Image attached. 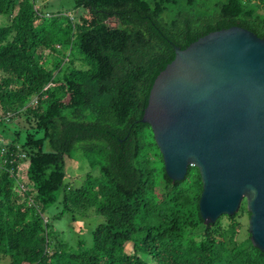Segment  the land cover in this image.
<instances>
[{"label":"trees","instance_id":"trees-1","mask_svg":"<svg viewBox=\"0 0 264 264\" xmlns=\"http://www.w3.org/2000/svg\"><path fill=\"white\" fill-rule=\"evenodd\" d=\"M75 1L85 11L77 21L49 20L35 0H0L9 19L0 24V122L18 115L24 130L0 142L26 154L0 167V255L9 264H264L250 232L241 237L240 212L205 224L200 170L170 178L142 121L175 45L235 25L264 38V0ZM75 48L86 67L43 59V50ZM78 152L99 175L73 186L66 158ZM72 209L104 220L69 244L55 222Z\"/></svg>","mask_w":264,"mask_h":264},{"label":"water","instance_id":"water-1","mask_svg":"<svg viewBox=\"0 0 264 264\" xmlns=\"http://www.w3.org/2000/svg\"><path fill=\"white\" fill-rule=\"evenodd\" d=\"M175 50L142 121L170 178L200 170L205 224L235 215L246 200L251 240L264 252V38L235 25Z\"/></svg>","mask_w":264,"mask_h":264},{"label":"rangeland","instance_id":"rangeland-1","mask_svg":"<svg viewBox=\"0 0 264 264\" xmlns=\"http://www.w3.org/2000/svg\"><path fill=\"white\" fill-rule=\"evenodd\" d=\"M35 2L42 13L47 14V16L50 17L48 18L49 20L56 14H65L71 16V18H74L80 11L82 12V14L85 12L82 8L76 7L75 0H35ZM74 20L77 21L78 17H75ZM8 21L9 19L5 15L0 16V24H6L8 23ZM66 53H69V55L67 57H62L58 52L50 53L49 50L42 51V54L44 55L43 59H47L48 62H51L56 58H62L64 60L63 68H66L69 64L77 67L87 66L86 60L83 58L82 54L77 48H75L72 53H70L68 49L66 50ZM36 102L37 96L32 97L31 103ZM10 114H14V111H10ZM17 117L18 115H15V117H12V119L10 120H3L5 122H8L9 126L6 125V127L8 128L5 127V124L3 122H0V134L2 135V138H14V132L12 129L20 130L22 134L24 133V130L18 127L22 124L17 125V123H19L17 120L21 121V118L17 119ZM1 118L4 119V117L2 116ZM1 118L0 121H2ZM21 161L22 160H20V162ZM23 162L20 164L21 173H24L25 171L23 167H25L26 164ZM66 170V180L73 186L80 185L85 180L87 172H93L95 177L99 175V166L96 165L92 159L85 156L84 153L81 154L80 152H78L71 158H66ZM238 212H240L239 219L243 223L241 237H246L249 231L250 219V212L248 210L246 200L243 201ZM102 220H104V216L98 214L96 211L94 212V209H90L88 211L77 210L74 212H67L66 216L63 219L56 221L55 224L56 230L59 231V236L60 238H62L61 241L69 243L70 240V242L74 244L77 243V241H79L80 239H88V233L91 228ZM0 264H9V259L4 258L0 255Z\"/></svg>","mask_w":264,"mask_h":264},{"label":"built area","instance_id":"built-area-1","mask_svg":"<svg viewBox=\"0 0 264 264\" xmlns=\"http://www.w3.org/2000/svg\"><path fill=\"white\" fill-rule=\"evenodd\" d=\"M25 157H26L25 153H21V152L17 153L16 151L11 150L9 140H2L0 142V167L8 163H14L20 161ZM20 188L24 189L22 185H20Z\"/></svg>","mask_w":264,"mask_h":264},{"label":"crops","instance_id":"crops-1","mask_svg":"<svg viewBox=\"0 0 264 264\" xmlns=\"http://www.w3.org/2000/svg\"><path fill=\"white\" fill-rule=\"evenodd\" d=\"M4 139V138H3Z\"/></svg>","mask_w":264,"mask_h":264}]
</instances>
